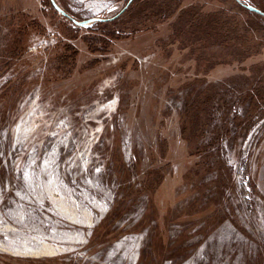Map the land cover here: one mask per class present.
<instances>
[{
	"label": "rangeland",
	"instance_id": "374dc122",
	"mask_svg": "<svg viewBox=\"0 0 264 264\" xmlns=\"http://www.w3.org/2000/svg\"><path fill=\"white\" fill-rule=\"evenodd\" d=\"M55 2L81 22L128 0ZM161 2L187 11L175 33L178 12L151 17ZM218 11L236 46L194 30ZM249 21L264 26L232 0H137L94 54V23L0 0V264H264V33Z\"/></svg>",
	"mask_w": 264,
	"mask_h": 264
},
{
	"label": "trees",
	"instance_id": "16d2710c",
	"mask_svg": "<svg viewBox=\"0 0 264 264\" xmlns=\"http://www.w3.org/2000/svg\"><path fill=\"white\" fill-rule=\"evenodd\" d=\"M232 1L237 4V6L240 10L245 12L251 18H256L258 20L264 21V16L257 15L255 13L248 11L245 8V6H251L255 9H257L258 11H260L263 15H264V9L253 4L249 0H232ZM136 3H137V0H134L124 12L119 14L121 12V10L124 8L123 7L117 14L114 15V16H117L115 19H111L114 16H112L111 18H101V19H104V21H99V22H96L93 24V25L98 27L99 31H101L102 38L103 37L106 38L108 42L101 40V37H85L84 39H85V42L87 45V50L90 53H94V54L106 53L108 51V46H109L110 40H116V38L118 39V37H121L119 35V33L115 34V29L113 27L115 24V21L117 18L121 17L122 15H130L136 6ZM57 5L59 6L58 3H57ZM180 5L181 4L178 3L177 6H174L175 8H171V6L169 4H165L164 2H161L160 4L152 6V8L154 10L151 12V17H153L155 19V21L158 23H164L170 17H172L173 14L178 12V15H177L175 22L170 25L171 32L175 33L176 26L181 23L182 17L187 12L183 9L179 10ZM59 8H61L65 12V10L62 7L59 6ZM65 13L67 14V12H65ZM67 15H68V17H63L62 15L61 16L73 24L72 19L73 20H75V19L72 18L69 14H67ZM195 21H196V25L193 26L194 30H198L201 35H205V36H207V38H212L213 39L212 44L219 45V46H224V45L225 46H230V45L236 46V44L239 40L238 36H237L238 27H237V25L234 24V22L231 18L224 16L223 11H218V12H214V13H207V14H199ZM73 25H75V24H73ZM246 25H248V30H250V31H254V32L260 31V32L264 33V26L259 24V23H256V22L253 23V21H249L248 23H246ZM178 34H179V32H178ZM178 34L176 33V35L174 37H176ZM125 37H127V36H125ZM68 47L69 46H67V45L64 47L65 48V53H64L65 55L68 53ZM250 99L251 100L252 99H258L260 101H263V95H261L259 92H257L255 94H252L250 96Z\"/></svg>",
	"mask_w": 264,
	"mask_h": 264
},
{
	"label": "water",
	"instance_id": "95a60500",
	"mask_svg": "<svg viewBox=\"0 0 264 264\" xmlns=\"http://www.w3.org/2000/svg\"><path fill=\"white\" fill-rule=\"evenodd\" d=\"M133 1L134 0H128L127 4L124 6V8L121 10V12L119 14H121L122 12H124ZM49 2H50L51 7L58 14L62 15L63 17H68V15L61 8H59V6L55 2V0H49ZM245 8L248 11L252 12V13H255V14L261 15V16H264L260 11H258L257 9H255V8H253L251 6H245ZM116 17L117 16H114L111 19H115ZM99 21H104V19H101V18H91V19H87V20H84V21H81V22H78V21H75V20L72 19L73 24H75L78 27H83V26L89 25L91 23H96V22H99Z\"/></svg>",
	"mask_w": 264,
	"mask_h": 264
},
{
	"label": "bare ground",
	"instance_id": "6f19581e",
	"mask_svg": "<svg viewBox=\"0 0 264 264\" xmlns=\"http://www.w3.org/2000/svg\"><path fill=\"white\" fill-rule=\"evenodd\" d=\"M44 252L49 254V255H53L54 251L52 249H44Z\"/></svg>",
	"mask_w": 264,
	"mask_h": 264
}]
</instances>
